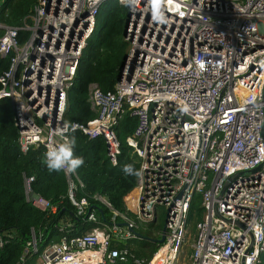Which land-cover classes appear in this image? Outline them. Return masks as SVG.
<instances>
[{
  "label": "built area",
  "instance_id": "1",
  "mask_svg": "<svg viewBox=\"0 0 264 264\" xmlns=\"http://www.w3.org/2000/svg\"><path fill=\"white\" fill-rule=\"evenodd\" d=\"M107 1L38 0L30 26L0 23V57H10L0 100L16 102L22 152L40 146L46 152L62 142L56 130L66 122V90ZM116 2L128 14L122 78L109 93L90 87L97 116L76 131L101 137L115 166L114 128L129 114L136 124L125 142L141 174L124 214L95 196L110 212L105 222L85 198L76 199L82 184L63 170L76 215L93 228L62 236L39 254L38 264H177L194 195L201 197L203 218L189 264H258L264 252V0H161L164 23L153 20V0ZM21 31L29 34L23 46ZM26 201L42 212L49 207L28 190ZM158 208L166 219L155 240H164L149 260L138 258L131 244L144 240L140 233L157 222ZM38 250L32 234L23 253Z\"/></svg>",
  "mask_w": 264,
  "mask_h": 264
},
{
  "label": "trees",
  "instance_id": "2",
  "mask_svg": "<svg viewBox=\"0 0 264 264\" xmlns=\"http://www.w3.org/2000/svg\"><path fill=\"white\" fill-rule=\"evenodd\" d=\"M38 0H0V23L13 28L30 26L31 14ZM127 9L107 1L97 14L96 29L88 40L78 63L75 75L66 90L64 120L85 124L96 118L89 101L90 87L96 85L100 92L109 93L118 82V72L128 53L124 40ZM3 31L0 30V37ZM28 32L21 31L17 40L24 45ZM10 57H0V75L8 69ZM135 119L125 114L117 122L114 132L119 142V154L113 166L107 158V146L101 137L90 139L81 132H69L76 137L74 155L83 157L84 164L72 173L81 182L77 187V200L85 198L89 210L105 222L110 212L95 196L103 197L110 207L125 213L126 203L134 196L137 176L126 175V164L138 170L139 161L126 145L132 135ZM42 146L22 152L15 127V112L8 99L0 100V264H38L39 254L49 245L58 243L62 236L82 235L93 228L76 215L67 196V176L63 170L50 171ZM32 178L28 184L26 180ZM48 202V209L40 211L26 201V191ZM55 208V212L51 211ZM203 218L201 197L194 195L189 207L187 223L189 231ZM151 227L153 225H150ZM150 233L140 235L144 240L133 248L138 258L149 260L156 250ZM36 238L38 253L24 255L26 244ZM150 234V235H149ZM153 235V234H152ZM150 241V242H149Z\"/></svg>",
  "mask_w": 264,
  "mask_h": 264
},
{
  "label": "clouds",
  "instance_id": "3",
  "mask_svg": "<svg viewBox=\"0 0 264 264\" xmlns=\"http://www.w3.org/2000/svg\"><path fill=\"white\" fill-rule=\"evenodd\" d=\"M98 3L99 0H96ZM129 4H134L135 0H127ZM153 3L157 5L153 13V20L156 22L164 23L166 18L163 16L162 11L159 10L161 0H153ZM79 125L72 122H65L63 126L57 129V134L62 138V142L58 145L49 146L45 152V160L47 168L50 171L65 170L66 173L72 174L76 172L84 164L83 157L74 155V147L76 145V137L74 135L69 136L68 133H74ZM126 175L139 176L141 173L134 169L133 165L126 164L123 168ZM75 187V185H73Z\"/></svg>",
  "mask_w": 264,
  "mask_h": 264
},
{
  "label": "rangeland",
  "instance_id": "4",
  "mask_svg": "<svg viewBox=\"0 0 264 264\" xmlns=\"http://www.w3.org/2000/svg\"><path fill=\"white\" fill-rule=\"evenodd\" d=\"M111 2L113 3H117L116 0H111ZM157 222L155 224H153V226H146L145 229L143 230V233L147 234H153L154 236H156V233L163 229L164 227V222L166 219V212L164 208H158L157 209ZM192 231H189V237L184 245V247L181 250V254L179 256V260L177 264H189V257L192 254V243H193V236L195 235V231H196V225L194 224L192 226ZM149 234V235H150ZM138 243L139 242H132V247L134 248L137 244L138 248ZM259 263L258 264H264V252L261 254L260 258H259Z\"/></svg>",
  "mask_w": 264,
  "mask_h": 264
},
{
  "label": "water",
  "instance_id": "5",
  "mask_svg": "<svg viewBox=\"0 0 264 264\" xmlns=\"http://www.w3.org/2000/svg\"><path fill=\"white\" fill-rule=\"evenodd\" d=\"M127 18H128V14H127V16H126V22H127ZM126 22H125V27H124V32H123L124 35H125V33H126ZM126 58H127V55L124 57V60H123V62H122V65H121V67L119 68V72H118V81L121 80V78H122V74H123V70H124V66H125ZM132 70H133V65L129 68V76L131 75ZM129 76L127 77L128 79H129ZM30 94H31V91L28 92L27 96L29 97ZM10 103H11V106H12L13 110H15V108H16V102H15V100L12 99V100L10 101ZM256 170H258V168H256L255 170H252V172H254V171H256ZM252 172H250V173H252ZM162 231L164 232V227H163ZM163 240H164V236L162 235L160 239L155 240V243H157V244L162 243Z\"/></svg>",
  "mask_w": 264,
  "mask_h": 264
},
{
  "label": "flooded vegetation",
  "instance_id": "6",
  "mask_svg": "<svg viewBox=\"0 0 264 264\" xmlns=\"http://www.w3.org/2000/svg\"><path fill=\"white\" fill-rule=\"evenodd\" d=\"M145 239L150 240L151 242L154 241V239L151 238V237H145ZM150 241H149V242H150Z\"/></svg>",
  "mask_w": 264,
  "mask_h": 264
}]
</instances>
